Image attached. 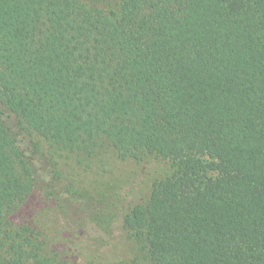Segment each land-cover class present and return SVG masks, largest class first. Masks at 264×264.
I'll return each instance as SVG.
<instances>
[{
	"label": "trees",
	"instance_id": "obj_1",
	"mask_svg": "<svg viewBox=\"0 0 264 264\" xmlns=\"http://www.w3.org/2000/svg\"><path fill=\"white\" fill-rule=\"evenodd\" d=\"M0 264H264V0H0Z\"/></svg>",
	"mask_w": 264,
	"mask_h": 264
},
{
	"label": "rangeland",
	"instance_id": "obj_2",
	"mask_svg": "<svg viewBox=\"0 0 264 264\" xmlns=\"http://www.w3.org/2000/svg\"><path fill=\"white\" fill-rule=\"evenodd\" d=\"M62 161L63 163H67V165L71 164V160L69 158H63Z\"/></svg>",
	"mask_w": 264,
	"mask_h": 264
}]
</instances>
